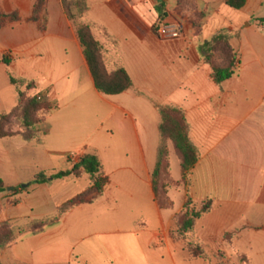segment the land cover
<instances>
[{
    "label": "crops",
    "instance_id": "crops-1",
    "mask_svg": "<svg viewBox=\"0 0 264 264\" xmlns=\"http://www.w3.org/2000/svg\"><path fill=\"white\" fill-rule=\"evenodd\" d=\"M87 1L85 22L102 43L108 68H124L133 88L116 97L98 92L62 0H48L46 32L35 35L40 23H20L0 32V114L10 113L18 104L10 77L20 80L32 72L50 84L51 102V92L66 86L99 96L110 107L108 119L126 147L110 153V167L90 141L87 149L73 156L76 151L62 148L60 142L43 148L46 138L42 145L20 138L1 140L6 146L0 148V174L7 193L0 195V224L24 227L55 216L89 188V176L84 175L13 193L22 183H7L3 170L13 165L19 152L35 159L32 164L38 172L54 170L56 161L69 170L83 155H96L108 185L91 204L75 207L45 232L20 237L1 252L0 263L184 264L175 254L180 251L182 256L183 248L170 238L176 212L160 207L153 185L161 143L158 108L175 107L183 110L190 139L199 151L190 173L191 196L198 203L214 202L197 225L199 241L208 251H225L230 264H264V0H246L241 10L228 7V0ZM33 6L34 0H13L6 8L28 16ZM162 22L182 24L183 37L160 40L156 28ZM195 23L201 32L194 29ZM224 30L232 36L239 64L237 74L218 85L201 47ZM217 59L214 63L225 68V62ZM171 171L180 181L181 164L174 153ZM12 177L20 179L16 170ZM83 180L84 189L71 195ZM169 196L181 204L183 195L178 191ZM52 205L56 213L45 212ZM242 256L247 263L240 260Z\"/></svg>",
    "mask_w": 264,
    "mask_h": 264
},
{
    "label": "trees",
    "instance_id": "trees-1",
    "mask_svg": "<svg viewBox=\"0 0 264 264\" xmlns=\"http://www.w3.org/2000/svg\"><path fill=\"white\" fill-rule=\"evenodd\" d=\"M62 2L70 21L76 29L98 92L107 97H116L130 91L133 88V81L130 75L124 68H117L114 71L108 70L104 47L96 39L93 26L85 22V17L89 11L88 1L76 0L72 4L67 3V0H62ZM46 5L47 0H36L34 6L35 14L41 13L46 8ZM226 5L235 10H241L245 7L246 0H228ZM36 19L37 17H34V20ZM261 22L264 23V19ZM231 41V34L219 33L201 47L205 61L212 68L214 79L218 85H222L232 79L238 71L239 55L232 47ZM218 55L224 57L225 68L214 63V59ZM4 63L9 65L7 60ZM10 82L16 88L18 104L10 113L0 114V140L20 138L24 143L42 145L44 139L50 134L47 124L48 116L57 108H53L49 98L41 92L36 96L28 97V94L35 90L36 84L33 81L18 80L10 77ZM158 110L161 116V143L153 172V185L158 204L163 209L165 205L162 204L159 192L160 189L166 188L163 183V177L168 175L170 169L169 143L172 144L180 160L182 182L184 184L190 183L189 176L199 161V151L190 139V126L183 110L175 107H159ZM42 112L45 113L43 118L40 117ZM13 120L20 122L19 129L16 132L9 130ZM68 162L71 163L70 160ZM84 175L89 176L90 180L87 191L64 204L58 210L57 215L31 221L24 227L14 223L0 224V254L6 248L15 244L23 235L28 233L32 235L41 234L57 224L63 215L75 207L91 204L96 196L104 193L108 185V178L105 176L102 162L98 156L92 154L83 155L79 162L73 164L69 170L36 175L29 187L50 184L51 182L65 179L80 180ZM20 190L25 191L23 188H20ZM17 191L16 188L13 193ZM4 193H7V187L0 174V195ZM195 203L193 198L188 196L176 230L171 232V237L174 241H186L190 234L195 233L197 223L208 215L214 206L213 201L207 200L202 202L203 204L198 210ZM187 251L189 257L193 260L203 259L206 256L205 249L199 242H189Z\"/></svg>",
    "mask_w": 264,
    "mask_h": 264
},
{
    "label": "rangeland",
    "instance_id": "rangeland-1",
    "mask_svg": "<svg viewBox=\"0 0 264 264\" xmlns=\"http://www.w3.org/2000/svg\"><path fill=\"white\" fill-rule=\"evenodd\" d=\"M12 1L13 0H0V27L2 26L0 32L12 25H16L20 23L23 24L40 23V26L37 29L38 32L37 34H35L36 36H38L39 32L41 35L42 32L47 31L48 15L46 12V8L41 13H38L36 15L34 12V6L36 4V0H34V6L32 8L30 15L22 16V13L19 12L18 10H9L6 8V5ZM25 1L26 0H24V2ZM75 1L76 0H67V3L72 4ZM34 17H37V19L34 20ZM193 27L198 32H201L202 30L199 24L195 23L193 24ZM220 33H229V32L224 30ZM29 35L33 38L32 34L29 33ZM163 42H173V41H163ZM218 58L219 59L217 60L219 63H222L224 61V57L222 55H218ZM108 70L112 71L109 68ZM24 79L30 82L33 81L36 84L35 90L31 91L28 94V97L36 96L39 92H41L42 94L48 97V94L51 91L49 89L50 84L48 83V81L44 79L42 75L30 72L29 74L26 75ZM51 98L53 101L51 102L53 108L56 107L57 109L55 111H52L48 116L47 124L49 126L51 134L48 138L45 139V145L43 148H50L51 146L52 147L56 146L60 142L59 144H62V148L71 149V151H76L73 152L72 154L73 156H75L80 151L87 149V147H89L87 145L89 143L87 142L90 141L92 147L94 148L97 147L100 150V155H102L103 159H106V164L112 167V164L109 162L111 160L110 153H119V151L117 152V150L124 149L126 147V143L124 141V138L121 136L119 132L116 131V129H114V125L108 119V116L111 113L110 107H108L105 103L101 102L100 97L95 95V93L88 92L85 89H81V88L72 90L71 88H67V86L62 89H60L59 87L57 91L51 92ZM49 100L51 101V99ZM43 116L45 117V113L44 112L40 113V117L43 118ZM19 125L20 122L13 120L12 123L10 124L9 130L16 132L19 129ZM98 129H100V131H98ZM107 132H111V135L107 134ZM5 146L6 144L4 143V141L0 140V148L3 149ZM171 147L173 148L172 144L169 143L168 149L170 153L169 155L170 169L168 175L163 177V183L165 184L164 186L166 188L160 189L159 196L161 197L162 204L165 205L164 206L165 208H163L164 210H171L176 212L172 220L170 238L175 245L179 246L180 248L182 247L184 250L182 256L180 251L175 252V254L177 253L176 254L177 259L179 261H181L182 259L184 261V264H230L226 252L223 250H217L211 252L204 248L206 254L205 258L193 260L189 257V253L187 251L188 243L189 242L201 243L197 237V232H196L197 226L195 233L190 234L187 237L186 241L176 242L172 239L171 232L172 230L173 231L176 230L177 224L179 223L180 220V215L184 209L187 198L188 196H191V192H190L191 178L189 176L190 178L189 184H184L182 182V178L180 181H176L173 178L171 171V155L174 153L176 158H178V156L176 155L174 148L172 152ZM94 148L91 149L88 148V150L94 151ZM104 149H109V150L105 151ZM14 158H15V162L11 161L13 162L12 163L13 165L9 166L6 170H3V175L7 183H12V182L16 183L17 182L16 180L20 181L22 183L21 187L25 189V191L27 190V188H29V186L33 182L34 178L36 177V173L50 174L67 169L65 165L61 166L58 163V161H56V165H55L56 168L54 170L46 168L44 172L43 171L38 172L39 170H37V168L32 164V162L35 160L32 156L26 154L20 155L19 152V155L18 156L15 155ZM12 169L16 170V175H19L20 179L14 180V178L12 177V171H13ZM78 184L79 187L74 188L71 192V195H77L79 193L77 191H80L81 188L84 189L85 187L84 184H86V181L85 180L80 181ZM17 190L22 192L21 190H19V188H17ZM172 190L178 191L179 194L183 195L181 204L180 203L174 204V202L170 198L169 195ZM202 204L203 203L196 202L195 206L199 210ZM46 211L47 212L51 211V213H56L53 205L49 208V210L48 208H46L45 212ZM257 253H259V251L255 252V254ZM262 254L263 255L261 259L264 260V252H262ZM240 260L242 262L246 261L244 256L240 257Z\"/></svg>",
    "mask_w": 264,
    "mask_h": 264
},
{
    "label": "built area",
    "instance_id": "built-area-1",
    "mask_svg": "<svg viewBox=\"0 0 264 264\" xmlns=\"http://www.w3.org/2000/svg\"><path fill=\"white\" fill-rule=\"evenodd\" d=\"M184 31V26L178 22H162L156 30V35L162 41H176L183 37Z\"/></svg>",
    "mask_w": 264,
    "mask_h": 264
},
{
    "label": "water",
    "instance_id": "water-1",
    "mask_svg": "<svg viewBox=\"0 0 264 264\" xmlns=\"http://www.w3.org/2000/svg\"><path fill=\"white\" fill-rule=\"evenodd\" d=\"M8 190H9V191H12V188H9Z\"/></svg>",
    "mask_w": 264,
    "mask_h": 264
}]
</instances>
